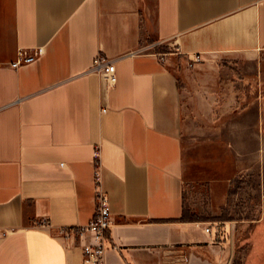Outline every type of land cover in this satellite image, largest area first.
I'll list each match as a JSON object with an SVG mask.
<instances>
[{
  "label": "crops",
  "instance_id": "obj_1",
  "mask_svg": "<svg viewBox=\"0 0 264 264\" xmlns=\"http://www.w3.org/2000/svg\"><path fill=\"white\" fill-rule=\"evenodd\" d=\"M262 53L264 0H0V264H81L60 231L90 223L98 186L106 264L203 262L215 235L182 219L185 119L219 101L218 62Z\"/></svg>",
  "mask_w": 264,
  "mask_h": 264
},
{
  "label": "rangeland",
  "instance_id": "obj_2",
  "mask_svg": "<svg viewBox=\"0 0 264 264\" xmlns=\"http://www.w3.org/2000/svg\"><path fill=\"white\" fill-rule=\"evenodd\" d=\"M215 68L219 101L198 102L182 133L186 207L220 236L199 264H264V53Z\"/></svg>",
  "mask_w": 264,
  "mask_h": 264
},
{
  "label": "built area",
  "instance_id": "obj_3",
  "mask_svg": "<svg viewBox=\"0 0 264 264\" xmlns=\"http://www.w3.org/2000/svg\"><path fill=\"white\" fill-rule=\"evenodd\" d=\"M42 56V50L20 49L18 58L12 63V67L17 69L35 63ZM203 61L201 55H196L188 59V68L193 69L194 65ZM94 70L106 81L113 80L116 67L115 64L105 56H99L94 63ZM106 112V110H104ZM98 157V153H96ZM96 184H100V174L96 172ZM96 210L90 223L83 227L63 229L61 236L66 241V246L70 248L72 243L78 241L81 247V264H106V253L108 251L109 230L112 225L111 207L108 196L100 187L96 190ZM42 227H49L48 219H43L38 223ZM205 233L211 234L210 227L205 229Z\"/></svg>",
  "mask_w": 264,
  "mask_h": 264
},
{
  "label": "trees",
  "instance_id": "obj_4",
  "mask_svg": "<svg viewBox=\"0 0 264 264\" xmlns=\"http://www.w3.org/2000/svg\"><path fill=\"white\" fill-rule=\"evenodd\" d=\"M190 214H191V211L189 209H187V207H186L185 210H184V216L182 217V219H184V220L188 219V220H194V221H198L199 220L197 218L195 219L194 216L190 218L189 217ZM215 240L216 241H220L219 234L215 233Z\"/></svg>",
  "mask_w": 264,
  "mask_h": 264
}]
</instances>
